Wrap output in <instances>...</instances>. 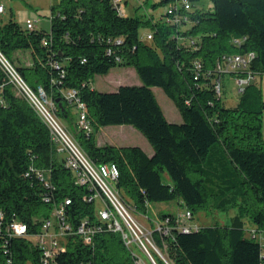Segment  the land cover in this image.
Wrapping results in <instances>:
<instances>
[{
    "label": "trees",
    "instance_id": "1",
    "mask_svg": "<svg viewBox=\"0 0 264 264\" xmlns=\"http://www.w3.org/2000/svg\"><path fill=\"white\" fill-rule=\"evenodd\" d=\"M172 1L155 0L153 7ZM187 1L189 21L182 28L125 15L113 0H60L52 5L50 30L0 20V50L14 65L19 49L31 52L30 65L15 66L33 88L42 86L54 99H63L67 89L79 92L93 132L77 130L65 99L66 110L57 108V113L92 161L117 163V187L135 211L143 213L150 201L176 198L193 214L212 202L224 211L247 206L250 220L264 233L262 88L247 85L230 106L222 98L224 85L221 93L216 90V64L225 53L254 52L251 69L264 77V0H212L207 10L193 8L201 0ZM144 25L152 27L150 42L140 34ZM44 38L50 39L47 45ZM116 66H133L141 83L122 84L115 91L92 87L96 75ZM155 86L173 100L183 122L167 119ZM107 125H132L154 153L138 145H99L95 131ZM31 165L49 170L55 185L50 203L42 200L47 189L38 177L26 176ZM165 172L170 183L163 180ZM85 192L74 185L47 125L0 67V211L5 221L36 219V229L55 202L70 196V220L77 224L94 212L92 202L82 201ZM1 226L0 264H40V248L30 238L11 236ZM166 254L171 264H264V245L247 235L240 217L232 224L176 231ZM54 261L133 264V257L118 232L105 231L93 246L73 237Z\"/></svg>",
    "mask_w": 264,
    "mask_h": 264
},
{
    "label": "built area",
    "instance_id": "2",
    "mask_svg": "<svg viewBox=\"0 0 264 264\" xmlns=\"http://www.w3.org/2000/svg\"><path fill=\"white\" fill-rule=\"evenodd\" d=\"M113 2L120 9L118 0H113ZM190 9L191 4L187 0L172 1L167 5L166 13L161 19L167 25L182 26L189 21L187 11ZM4 11L5 6L0 3V13ZM36 22L37 20L28 18L26 27L29 30L35 29L37 28ZM152 37V32L147 34L148 39ZM234 41L238 43L241 40L235 39ZM49 42L50 39H43V44L47 45ZM254 57V52L223 54L216 64V73L219 76L216 83L217 92L222 91L224 74L235 75L241 72L245 74L235 76L239 85L238 92H244L246 86L254 79L255 72L250 65ZM54 65L58 67L57 62ZM0 67L5 72L8 81L25 96L49 128L55 151L64 158L65 166L71 170L74 185L84 187L86 190L82 201L92 202L94 206L92 217L86 214L77 224H74L69 214L73 199L65 196L53 204L50 215L43 218L36 229L34 228L36 219H33L31 223L16 218L6 222L4 213L0 211V225L4 226V230L14 237L30 238L40 248V264H54L56 255L67 250L73 237L77 236L86 245L93 246L96 236L105 231H114L121 235L126 248L133 257V264H160L159 260L171 264L166 250L169 243L176 239V231L190 232L201 227L192 221L193 213L186 209L185 213H178L174 216L166 215L160 221L156 220L153 228L137 219L133 214L135 208L126 202L117 187L120 175L117 163L92 161L76 140L74 133L59 117L55 99L50 97L42 86L37 88L30 86L14 63L1 50ZM196 68H201L200 62L196 63ZM61 95L77 109V119L74 122L77 130L88 134L93 132L87 104L79 92L71 88L63 91ZM32 174H35L47 189L42 195V200L50 203L52 201L50 191L55 189V185L51 180L49 170H41L31 165L26 176ZM97 200L102 204L98 212L95 211ZM254 235L251 237L257 238L264 245L262 232L257 229ZM89 264L93 262L90 261Z\"/></svg>",
    "mask_w": 264,
    "mask_h": 264
},
{
    "label": "rangeland",
    "instance_id": "3",
    "mask_svg": "<svg viewBox=\"0 0 264 264\" xmlns=\"http://www.w3.org/2000/svg\"><path fill=\"white\" fill-rule=\"evenodd\" d=\"M60 0H0L5 6V11L0 13V20L7 22L10 19H14L21 25L26 27V19L30 18L37 20L36 25L38 28H45L50 30L51 22L50 15L52 12V5L58 3ZM121 3L122 12L127 15V10L125 7H131L133 4H141L136 10V16H140L143 19L152 18L155 23L162 22V15L166 13L167 3L153 7L155 0H129L125 4L124 0H119ZM213 6L212 0H201L194 4L195 8H205L211 9ZM188 25H191L188 23ZM186 26V25H184ZM149 31H152L151 26H142L140 28V34L142 38L150 42L147 38ZM32 63V55L29 50L19 49L15 53V65H30ZM247 77V76H246ZM222 82L224 85L223 89V101L227 106L235 104L239 101L240 94L238 92L239 85L238 80L234 74H224L222 76ZM92 86L103 90L117 89L119 85L122 84H140L141 79L137 74L133 66H116L113 67L109 73L96 75L92 80ZM252 83L262 88L264 94V77L262 78L259 73L254 74V79ZM154 92L156 97L169 121L176 123L183 122L182 116L176 107L172 99H170L161 87L155 86ZM73 113V121L77 119V109L76 107H71ZM132 125H126V127L121 128L119 125H107L102 126L95 131V139L98 143H109L115 145H131V144H142L141 136L145 139L146 137L138 130L133 131ZM263 134H264V113H263ZM147 140V139H146ZM163 180L165 182H171L168 173L163 174ZM102 204L97 200L96 212L100 210ZM186 206L181 198H176L168 201H150L144 212L133 210V214L137 219L146 224L147 226L153 228L155 221H160L163 214H169L173 212L180 211V213L186 212ZM193 222L197 223L199 226H209L215 224H232L237 221V218L242 219L244 226L246 228V233L249 236H253L257 233V227L250 220V215L247 211V206H229L227 210H220L214 202H212L206 208L199 210L193 214ZM264 235V233L262 232ZM255 236V235H254Z\"/></svg>",
    "mask_w": 264,
    "mask_h": 264
},
{
    "label": "crops",
    "instance_id": "4",
    "mask_svg": "<svg viewBox=\"0 0 264 264\" xmlns=\"http://www.w3.org/2000/svg\"><path fill=\"white\" fill-rule=\"evenodd\" d=\"M125 1V4H127L128 2H129V0H124ZM118 2H119V4H120V9H121V3H120V1L118 0ZM134 3H136L135 2V0H134ZM141 4H133L131 7H125L126 8V10H127V15H134L135 13V10L140 6ZM122 11V10H121ZM124 14V13H123ZM28 19V18H27ZM26 19V20H27ZM153 22H154V20H153ZM182 28H184V26H182ZM150 32H152V31H149V33ZM120 86V85H119ZM118 86V87H119ZM93 88H95V89H98V90H100V91H110V90H103V89H100V88H97L96 86H92ZM117 87V88H118ZM153 88V90H154V87H152ZM111 90L112 91H115L116 89H113V87H111ZM237 103V102H236ZM235 103V104H236ZM235 104H232V105H235ZM168 119V118H167ZM171 122H173V121H171ZM119 126H121V128H124V127H126V125H119ZM129 126V125H128ZM133 129V131H135V132H137V130H135V128H132ZM138 133V132H137ZM141 140H142V144H131V145H138V146H140V147H142L145 151H146V153H148L149 155H152L153 153H154V149H153V147H152V145L149 143V141L148 140H146L143 136H141ZM98 144L99 145H102L103 143H99L98 142ZM127 145V144H126ZM126 145H122V146H126ZM170 183V182H169ZM178 213H180V211H175V212H173V213H169V214H174V215H176V214H178Z\"/></svg>",
    "mask_w": 264,
    "mask_h": 264
},
{
    "label": "water",
    "instance_id": "5",
    "mask_svg": "<svg viewBox=\"0 0 264 264\" xmlns=\"http://www.w3.org/2000/svg\"><path fill=\"white\" fill-rule=\"evenodd\" d=\"M55 103H56L57 108H59L62 112H64L66 110L64 107V102H63L62 98L55 99ZM174 123H176V122H174Z\"/></svg>",
    "mask_w": 264,
    "mask_h": 264
}]
</instances>
